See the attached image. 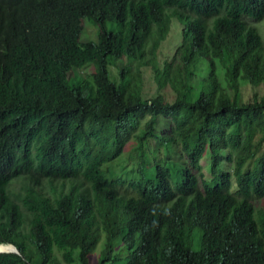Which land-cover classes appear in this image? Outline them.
Here are the masks:
<instances>
[{"label":"trees","instance_id":"1","mask_svg":"<svg viewBox=\"0 0 264 264\" xmlns=\"http://www.w3.org/2000/svg\"><path fill=\"white\" fill-rule=\"evenodd\" d=\"M262 19L264 0H0V264H90L101 241L95 264H264Z\"/></svg>","mask_w":264,"mask_h":264},{"label":"rangeland","instance_id":"2","mask_svg":"<svg viewBox=\"0 0 264 264\" xmlns=\"http://www.w3.org/2000/svg\"><path fill=\"white\" fill-rule=\"evenodd\" d=\"M87 22H90L89 20L86 19ZM178 20L177 19H173V31L170 33L169 37L163 42L161 48L159 49V53H158V61L161 63V65L163 64V60L165 58H170V56H172L173 51H174V47H176V45L178 43L181 42V35H180V26L178 25ZM254 23L256 25L259 26L263 36H264V19L259 20V21H255ZM87 24V23H86ZM85 31L86 33H84V40H88V39H95L96 38V28L92 25H88L87 27H85ZM111 68V67H110ZM93 67H88L84 73L85 74L86 71H92ZM129 71H133L132 68L129 69ZM143 71H144V95L147 98L153 97L158 93V85L154 79L153 76V70L151 67L147 66V67H143ZM117 74V70L115 68L112 69L111 71V77H115ZM221 74H224V71L221 72ZM223 78V75H222ZM256 90H258L259 92L263 93V87L259 86L256 88ZM162 92L164 93L165 97L168 100H174L176 97V93L174 92V90L172 89L171 86H166ZM253 94V86L251 85H246V89H245V95H246V99H249L251 97V95ZM139 134V131L137 132L136 135ZM130 147L127 148V150H129ZM124 162L125 164H127V166H129L130 164H132L134 158H135V153L132 152L130 154V151H127L124 156ZM210 158L209 157H205L203 159V171L205 174V178H209L210 177V169L208 166ZM253 203L255 205V207L257 208V210H264V197H260V198H253ZM257 214V213H256ZM258 215V214H257ZM116 246H118V239L116 238L114 240ZM103 247V241L100 242V244L97 247L96 252L92 253L89 257V262L90 264H95L97 259H98V255H99V251L102 249ZM116 253L120 254V256H122V260H117L115 259V261L113 262V264H120L121 262H124L125 260V250L124 248H122L121 251H119V246L116 248ZM108 263V262H106ZM66 264V263H64ZM73 264H80L79 262H74Z\"/></svg>","mask_w":264,"mask_h":264},{"label":"water","instance_id":"3","mask_svg":"<svg viewBox=\"0 0 264 264\" xmlns=\"http://www.w3.org/2000/svg\"><path fill=\"white\" fill-rule=\"evenodd\" d=\"M10 244L13 246V249L12 250H9V251H0V253H2V252H18L19 251L18 248L14 244H12V243H10Z\"/></svg>","mask_w":264,"mask_h":264}]
</instances>
